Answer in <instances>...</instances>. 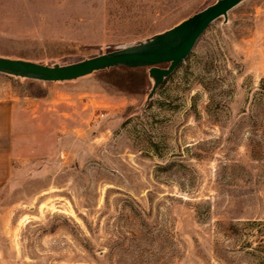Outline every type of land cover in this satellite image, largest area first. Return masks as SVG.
I'll list each match as a JSON object with an SVG mask.
<instances>
[{
    "label": "rangeland",
    "instance_id": "1",
    "mask_svg": "<svg viewBox=\"0 0 264 264\" xmlns=\"http://www.w3.org/2000/svg\"><path fill=\"white\" fill-rule=\"evenodd\" d=\"M216 1L0 0V58L73 64ZM111 80L0 73L19 122L0 264H264V0L211 23L151 96Z\"/></svg>",
    "mask_w": 264,
    "mask_h": 264
},
{
    "label": "water",
    "instance_id": "2",
    "mask_svg": "<svg viewBox=\"0 0 264 264\" xmlns=\"http://www.w3.org/2000/svg\"><path fill=\"white\" fill-rule=\"evenodd\" d=\"M243 0H218L202 11L192 15L155 39L133 48L123 49L103 56L85 59L69 65H43L17 59L0 58V73L42 82H67L116 67H149L153 86L148 95L189 55L194 45L215 20ZM167 64L166 69L156 66Z\"/></svg>",
    "mask_w": 264,
    "mask_h": 264
},
{
    "label": "crops",
    "instance_id": "3",
    "mask_svg": "<svg viewBox=\"0 0 264 264\" xmlns=\"http://www.w3.org/2000/svg\"><path fill=\"white\" fill-rule=\"evenodd\" d=\"M12 102L0 103V187L7 182L11 172V150L18 139L19 122Z\"/></svg>",
    "mask_w": 264,
    "mask_h": 264
},
{
    "label": "trees",
    "instance_id": "4",
    "mask_svg": "<svg viewBox=\"0 0 264 264\" xmlns=\"http://www.w3.org/2000/svg\"><path fill=\"white\" fill-rule=\"evenodd\" d=\"M94 73H107V75L111 76L112 80L107 83V91L121 92L127 95L145 93V84L148 81H151L153 86L154 82L153 78L149 75V67L127 68L120 66ZM33 96L40 98L42 95L41 93H38Z\"/></svg>",
    "mask_w": 264,
    "mask_h": 264
}]
</instances>
